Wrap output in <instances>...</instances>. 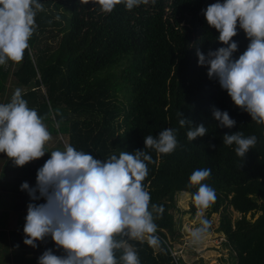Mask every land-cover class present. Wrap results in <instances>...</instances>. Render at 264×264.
<instances>
[{"label":"trees","instance_id":"obj_1","mask_svg":"<svg viewBox=\"0 0 264 264\" xmlns=\"http://www.w3.org/2000/svg\"><path fill=\"white\" fill-rule=\"evenodd\" d=\"M215 2L156 0L153 5L149 0L131 10L119 4L106 14L91 0H40L44 10L35 17L37 30L22 62L0 66V98L11 81L28 107L44 118L51 136L66 138L24 167L0 153L4 170L36 179L33 163L43 165L51 151L67 145L101 161L121 151L144 150L152 156L144 185L151 204L164 208L155 220L163 251L130 240L141 264H179L170 252V241L177 237L172 211L176 195L183 193L189 195L188 211L194 215L191 197L198 186H190V176L198 169H211L203 183L215 190L216 202L206 216H219L216 231L224 236L231 264H264V125L235 106L196 54L197 49L207 55L224 46L203 14ZM233 41L238 44L233 57L238 58L250 41L239 28ZM213 108L227 111L235 126H218ZM181 113L193 126L203 124L207 134L190 141L192 126L180 125ZM165 129L174 130L178 141L171 154L144 148L146 136L158 137ZM236 132L257 137L243 160L235 144L223 143L225 134ZM29 203L45 200L33 201L23 191L16 207L27 211ZM233 212L239 218L232 221ZM121 255L122 250L116 253L118 261Z\"/></svg>","mask_w":264,"mask_h":264},{"label":"clouds","instance_id":"obj_2","mask_svg":"<svg viewBox=\"0 0 264 264\" xmlns=\"http://www.w3.org/2000/svg\"><path fill=\"white\" fill-rule=\"evenodd\" d=\"M81 2L88 4L90 0ZM91 2L106 14L119 4L128 10L149 4V0ZM155 2L151 0L153 5ZM43 10L40 0H0V66L9 61L22 62L37 30L35 17ZM203 14L207 24L219 32L218 41L224 46L209 50L207 55L197 49L198 64L208 68L209 78L218 80L235 106L246 111L252 121L264 125V0H217ZM238 28L250 42L243 54L234 58L238 44L233 37ZM212 114L220 127L232 128L236 124L227 111L213 108ZM181 116V126H192L187 132L190 141L207 134L203 124L193 126L191 120L183 118L182 113ZM51 140L44 118L28 107L20 88L15 89L10 102L0 103V153L14 166L24 167L44 157ZM223 143L235 144L236 155L243 160L256 145L257 137L236 132L225 134ZM144 144V148L160 154H171L178 141L174 130L165 129L158 137L146 136ZM152 162V156L144 150L121 151L118 157L112 155L106 161L71 145L63 151H51L50 158L37 171L36 186L30 187L27 182L20 186L31 200H45L43 204H28L24 244L36 248L37 242L51 237L64 253L56 255L52 249L45 250L38 264H141L130 240L146 241L153 249L163 251L155 220L162 216L164 208L151 204L144 185ZM210 174L211 169H198L190 176V186H198L191 197L198 222L188 234L193 246L202 245L210 235L211 221L205 213L215 204L216 192L203 183ZM121 250L118 261L116 253Z\"/></svg>","mask_w":264,"mask_h":264},{"label":"crops","instance_id":"obj_3","mask_svg":"<svg viewBox=\"0 0 264 264\" xmlns=\"http://www.w3.org/2000/svg\"><path fill=\"white\" fill-rule=\"evenodd\" d=\"M4 164L5 161L0 162V264H38V258L48 249L63 255V250L57 249L51 237L37 242L36 248L24 244L27 211L16 206L18 197L23 194L21 184L27 182L30 187H35L36 179L22 172L4 170Z\"/></svg>","mask_w":264,"mask_h":264},{"label":"rangeland","instance_id":"obj_4","mask_svg":"<svg viewBox=\"0 0 264 264\" xmlns=\"http://www.w3.org/2000/svg\"><path fill=\"white\" fill-rule=\"evenodd\" d=\"M17 89L10 81L7 85V90L5 95L0 98V103H8L11 97ZM119 99L122 101L123 106H127V100L119 95ZM66 143V138L52 137V140L48 143L47 148L52 149L57 147L58 140ZM34 168L39 169L43 165L39 166L34 163ZM176 209L172 211L173 215V226L175 229V235L177 236L174 240L170 241L172 243V251L177 252L175 257L179 264H231L230 252L224 247V236L216 231L219 223V216L217 214H212L208 218L211 221L210 235L200 246H193L189 241V231L198 226L196 221V208L195 213L192 215L188 210L191 206V201L189 195L187 194H177L175 197ZM206 215V213H205ZM257 215L254 216V218ZM239 218V214L232 213V221ZM249 218V215H247ZM171 240V239H170ZM194 247V248H193ZM199 249V250H198ZM179 251V252H178ZM63 253V252H62ZM184 256V257H182ZM223 258L224 262L220 260Z\"/></svg>","mask_w":264,"mask_h":264},{"label":"built area","instance_id":"obj_5","mask_svg":"<svg viewBox=\"0 0 264 264\" xmlns=\"http://www.w3.org/2000/svg\"><path fill=\"white\" fill-rule=\"evenodd\" d=\"M170 252H171V255L174 258L175 262L178 263L177 258L175 257V255L177 254V252H173L172 249L170 250Z\"/></svg>","mask_w":264,"mask_h":264}]
</instances>
